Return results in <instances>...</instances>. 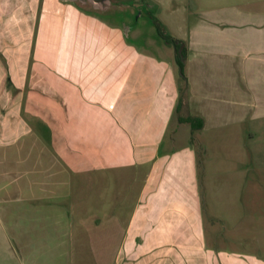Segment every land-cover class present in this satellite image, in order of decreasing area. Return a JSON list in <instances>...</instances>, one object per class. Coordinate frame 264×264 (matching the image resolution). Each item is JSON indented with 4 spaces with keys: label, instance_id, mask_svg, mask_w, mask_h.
<instances>
[{
    "label": "crops",
    "instance_id": "crops-1",
    "mask_svg": "<svg viewBox=\"0 0 264 264\" xmlns=\"http://www.w3.org/2000/svg\"><path fill=\"white\" fill-rule=\"evenodd\" d=\"M39 4L0 0V145L30 149L32 188L48 195L61 190L67 203L87 182L100 197L112 195L120 204L116 187L138 186L131 210L115 206L110 216H91L90 228L108 229L96 247L102 264H264V210L236 203L238 188L232 189L233 204L217 209L203 191L206 167L199 156L207 146L200 134L226 117L264 116V8L244 2L232 10H199L189 23L175 17L172 36L188 49L185 83L171 43H114L121 24L97 14L111 5H95L92 13L107 22L110 44L90 59L76 53L58 66L62 78L40 85L28 76L39 28H49L52 37L60 26L62 36L52 46L60 51L66 34L77 31L80 12L70 22L59 11L41 22ZM131 31L148 38L126 26L127 41ZM40 93H60L64 106L48 103L46 115L39 113ZM32 116H40L49 140L30 125ZM189 116L201 118L202 127L192 128L184 121ZM79 205L73 200L64 210L76 216ZM77 222L86 226V216ZM60 256L65 254L54 258Z\"/></svg>",
    "mask_w": 264,
    "mask_h": 264
},
{
    "label": "rangeland",
    "instance_id": "rangeland-1",
    "mask_svg": "<svg viewBox=\"0 0 264 264\" xmlns=\"http://www.w3.org/2000/svg\"><path fill=\"white\" fill-rule=\"evenodd\" d=\"M76 1L85 11H80L78 5L68 0H51V2L40 0L41 22L43 18L56 11L67 14L63 22L72 19L78 11L80 19L77 31H69L66 34L65 50L61 48L58 51L60 46H57V50L52 51L53 41L55 45V40L62 36V33L57 31L60 27L58 24L50 33L52 37H48L49 28L44 31L43 27L39 28L28 69L30 80L38 78L39 84L43 85L45 81L62 78L63 73L60 72H63V69L58 66L64 61L72 59L76 53L82 51L85 58L90 59L100 45L110 44L107 37V22L92 13L96 12L93 7L95 4ZM111 1L112 5L108 10L96 13L108 21L121 24L118 27L119 40L114 43L127 45L130 42L143 44L147 39L165 42L166 39L158 35L155 19L162 24L165 33L172 35L170 31L174 28L172 20L176 23L177 16L187 18L189 23L192 14L199 10L215 8L218 10L224 6L227 10H232L241 4L244 5V2L248 8H264V0H244L241 4L240 0ZM126 26L128 30H138L148 38H139L131 31L133 36L129 39L132 41H127L123 33ZM82 63L81 60L76 62L78 67ZM64 102L60 93L57 96L47 94L46 97L40 93L37 101L38 112L46 115L48 103L52 107H62ZM27 118L30 125L38 129L39 136L43 135L42 139L49 140L48 133L42 130L44 122L39 121L40 116L36 119L34 116ZM200 137L207 145L204 152L200 148L199 154L201 167H206L203 191L212 199L216 208L221 209L225 205L233 204L232 189L238 188L237 196L234 195V198H237L236 203H242L243 200L249 206L256 205L257 208L261 207V210H264V116L258 120L249 117L239 120L238 117L231 115L226 117V121L221 125L200 134ZM0 158V264H98V262L102 264L104 260H97L99 258L96 256V247H102L100 242L108 229L90 228L91 225L88 224L93 223L91 216L96 218L110 216L115 206L120 207L121 212L124 208H132L138 197V186L135 185L130 190L127 188L128 184L118 185L115 191L120 192L118 193L120 204H118L112 195L100 197L99 193L95 192V186L90 187L86 182L87 186L83 187L84 190L65 203L67 200L61 190L57 189L54 193L51 191L48 195L46 192L32 188L33 165L30 149H25L23 152V149L16 147L15 144L0 145ZM16 172H19V178ZM122 172L120 170L119 173ZM140 177L138 175V182ZM126 193L128 195L124 196ZM73 200L76 201L77 207L79 204L81 207V212H77L76 216L74 214L71 216L64 210ZM121 200L124 201L123 204ZM80 216H86V226L77 222ZM5 240H9V247ZM63 253L65 257L63 259L60 256L61 261L59 258H54L55 255ZM12 255L14 258H10ZM105 264H108L106 260Z\"/></svg>",
    "mask_w": 264,
    "mask_h": 264
},
{
    "label": "trees",
    "instance_id": "trees-1",
    "mask_svg": "<svg viewBox=\"0 0 264 264\" xmlns=\"http://www.w3.org/2000/svg\"><path fill=\"white\" fill-rule=\"evenodd\" d=\"M154 21L156 22L155 26H156V30L158 32V35H160L161 37L166 39L167 42L171 43L175 47L176 60H177V63L181 69V73L183 74L182 77L186 83V76L184 73V63H185V60L187 59V53H188L186 42L184 40H181L179 38L172 36L168 32L165 33L164 29L162 28L163 27L162 24L157 19H155ZM185 88H186V86H185ZM184 121L190 123L192 128L196 129V128L202 127V120L199 117L189 116V117H186L184 119ZM196 123H198V124H196Z\"/></svg>",
    "mask_w": 264,
    "mask_h": 264
},
{
    "label": "water",
    "instance_id": "water-1",
    "mask_svg": "<svg viewBox=\"0 0 264 264\" xmlns=\"http://www.w3.org/2000/svg\"><path fill=\"white\" fill-rule=\"evenodd\" d=\"M96 6L104 8L106 6H110V0H91Z\"/></svg>",
    "mask_w": 264,
    "mask_h": 264
},
{
    "label": "flooded vegetation",
    "instance_id": "flooded-vegetation-1",
    "mask_svg": "<svg viewBox=\"0 0 264 264\" xmlns=\"http://www.w3.org/2000/svg\"><path fill=\"white\" fill-rule=\"evenodd\" d=\"M80 1H82V2H84V3H91L92 1L91 0H80ZM93 3V2H92ZM94 4V3H93ZM93 7H95V5L93 6Z\"/></svg>",
    "mask_w": 264,
    "mask_h": 264
}]
</instances>
